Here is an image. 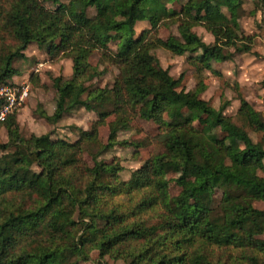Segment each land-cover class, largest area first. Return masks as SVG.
Instances as JSON below:
<instances>
[{
  "label": "trees",
  "instance_id": "trees-1",
  "mask_svg": "<svg viewBox=\"0 0 264 264\" xmlns=\"http://www.w3.org/2000/svg\"><path fill=\"white\" fill-rule=\"evenodd\" d=\"M179 2L0 0V88L14 85L20 72L12 63L37 45L52 61L73 63L70 78L52 79L55 111L50 115L39 105L40 119L56 125L80 108L91 112L94 104H109L116 119L108 124L107 149L139 151L140 144L118 140L137 118L165 134L164 151L122 181L118 160L92 167L83 161L86 145L98 141L110 113H101L90 130L80 129L76 143L53 140L52 134L26 138L17 114L9 115L0 123L8 138L0 142V264H81L94 251L125 264H264V209L253 205L264 203V148L247 131L264 136L261 115L240 95L237 126L226 114L230 102L214 108L202 98L204 81L179 89L153 55L159 49L190 54L188 64L198 76L222 78L214 62L253 51L254 37L244 34L237 18L245 0H188L170 10ZM258 2L264 15V0ZM151 4L157 12L149 11ZM89 8L96 9L95 17H88ZM140 22L150 28L136 35ZM172 27L177 35L159 37L161 28ZM197 27L213 36L212 45L195 33ZM113 41L116 50L109 47ZM95 52L119 70L111 87L89 86L105 74L90 63ZM186 109L190 121L174 122ZM195 122L224 136L215 137L212 147ZM173 168L179 170L177 196L165 179ZM231 183L241 189L244 204L226 207L218 224L215 197Z\"/></svg>",
  "mask_w": 264,
  "mask_h": 264
},
{
  "label": "rangeland",
  "instance_id": "rangeland-1",
  "mask_svg": "<svg viewBox=\"0 0 264 264\" xmlns=\"http://www.w3.org/2000/svg\"><path fill=\"white\" fill-rule=\"evenodd\" d=\"M162 2V0H157ZM188 0H180L177 5L169 6L170 10H179L180 4ZM70 0H60L62 4H68ZM246 6L238 12V20L241 24L243 32L247 36L254 37L251 53L236 54L232 61L224 63H213V68L222 74V78L206 72L204 76H198L189 64L188 58L190 54L176 56L172 53L159 49L153 51V55L159 61V66L168 70L170 75L178 82L179 89L193 90L196 84L204 81L207 84V90L203 93L202 98L209 101L210 104L219 109L221 106L229 103L226 114L230 116L233 122L242 127V123L237 117V112L240 107L239 96H243L261 115L264 121V15L259 11L258 0H245ZM48 8L55 6L47 1ZM175 8V9H174ZM79 10V6H77ZM150 12H157L156 6L148 5ZM97 11L95 8L87 9L89 18L95 17ZM150 23L140 22L136 25V35H139L143 30L149 29ZM195 33L200 36L206 44H213L214 38L203 28H195ZM177 28L170 29L161 28L159 37L167 39L170 35H177ZM109 47L116 50L117 42H111ZM90 63L98 67L100 71H105V74L89 84L91 88L111 87L119 75V70L112 66L111 63L101 55L95 52L90 59ZM20 75L13 79L14 85L29 86V94L25 102L15 113L20 126L21 133L24 137L29 138L31 135L41 136L52 134L53 140L63 139L70 143H76L79 140L80 129L90 130L96 120L99 119L101 113H110L107 119V124L99 128L98 141L88 143L86 152L83 157L84 163L92 167L95 162L111 163L115 159L118 160L123 171L120 174L122 181L130 179L131 174L141 168V166L153 155L164 151L160 145L165 138V134L159 132L157 126L153 123L137 118L127 131L119 134L118 140L129 141L131 143L140 144L139 151L132 147L117 145L113 149H107L109 127L108 124L116 119L113 114V107L107 105H93V111L88 112L84 108H80L66 115L58 124L51 125L43 119L39 118L37 113L39 105L51 115L55 111L56 91L53 87L52 79L54 77L63 76L68 79L72 76V60L61 59L52 61L48 56L46 48H39L37 45H31L25 52L23 57L16 59L12 63ZM38 77L39 80L32 79ZM238 85V88L237 86ZM190 109L183 111L174 122L185 123L190 121ZM196 125L204 127L202 122H195ZM209 143L214 147V138H222L224 134L219 130H209L204 127ZM252 138L264 148V136L262 134L253 133L247 128ZM8 140L5 129L0 130V142L6 143ZM230 141V140H229ZM264 177V171L259 173ZM179 176L178 169H171L167 172L165 179L169 183L171 196H177L181 188L175 184L174 180ZM226 189L220 191L215 197V202L212 208V216L218 224H222L224 210L226 207L233 206L236 203L244 204L239 199L241 189L234 183H231ZM229 196L227 202H223L224 196ZM254 207L264 209V203L259 201L253 202ZM264 240V234L260 236ZM81 264H125L123 261H114L109 257L100 258L98 252L94 251L89 254L88 261Z\"/></svg>",
  "mask_w": 264,
  "mask_h": 264
},
{
  "label": "built area",
  "instance_id": "built-area-1",
  "mask_svg": "<svg viewBox=\"0 0 264 264\" xmlns=\"http://www.w3.org/2000/svg\"><path fill=\"white\" fill-rule=\"evenodd\" d=\"M29 94V86L13 85L0 88V99L4 101L0 109V123L22 106Z\"/></svg>",
  "mask_w": 264,
  "mask_h": 264
},
{
  "label": "crops",
  "instance_id": "crops-1",
  "mask_svg": "<svg viewBox=\"0 0 264 264\" xmlns=\"http://www.w3.org/2000/svg\"><path fill=\"white\" fill-rule=\"evenodd\" d=\"M246 4H247V2L244 3L243 7L246 6ZM243 7H242V9H243ZM14 79H15V78H14ZM13 81H14V80H13ZM13 83H15V82H13ZM15 84H16V83H15ZM51 113H52V112H51ZM51 113H50V115H51Z\"/></svg>",
  "mask_w": 264,
  "mask_h": 264
}]
</instances>
